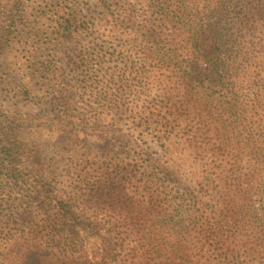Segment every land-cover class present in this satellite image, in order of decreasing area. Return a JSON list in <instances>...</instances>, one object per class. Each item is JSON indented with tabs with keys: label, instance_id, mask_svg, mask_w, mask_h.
Here are the masks:
<instances>
[{
	"label": "trees",
	"instance_id": "16d2710c",
	"mask_svg": "<svg viewBox=\"0 0 264 264\" xmlns=\"http://www.w3.org/2000/svg\"><path fill=\"white\" fill-rule=\"evenodd\" d=\"M90 6L140 59L132 72L122 69L116 93L82 85L97 89L96 66L125 59L97 32ZM55 7L44 17L38 75L9 81L14 104L31 98L38 113L9 116L0 154L62 150L38 202L16 206L19 233L0 235V245L19 237L31 264H264V0H56ZM150 82L160 89L154 97L143 85ZM109 115H122L118 121L156 150L140 147L124 167L80 152L81 137L117 134L103 122ZM102 230L90 256L85 244Z\"/></svg>",
	"mask_w": 264,
	"mask_h": 264
},
{
	"label": "rangeland",
	"instance_id": "374dc122",
	"mask_svg": "<svg viewBox=\"0 0 264 264\" xmlns=\"http://www.w3.org/2000/svg\"><path fill=\"white\" fill-rule=\"evenodd\" d=\"M55 2L56 0H0V38L3 39L0 41V135L7 131L6 128L11 121L10 115L24 116L27 112H30L31 107L34 108L33 113H38L35 105L31 102V98H27L17 105L14 104L15 88L12 86H14L15 79L28 75H38L42 58L36 51L46 42L45 36L49 24L46 23L45 25L44 17L52 16L53 18L54 14L52 13L56 9ZM88 14L94 21L97 32H100L102 39L110 45V51L125 56V59H120L119 63L107 62L96 66L93 76L102 81L97 89L91 81L86 84L82 82V85H85L88 90L94 89L96 92L116 93L120 85L119 80L124 77L121 74L122 69L128 67L132 72V67L137 68L139 65V56L135 53L131 55L126 53L128 45L121 43V34H109L106 30L107 25L102 21L94 6H90ZM262 14H264V8ZM92 41L88 37V48L93 47L97 50L98 44L95 45L97 41L95 40L93 43ZM127 79L129 80L130 89H134V82L130 74ZM9 81L13 82L12 86ZM143 81H146V79H143ZM143 85L151 97H154L160 91L157 83L150 82L148 84L143 83ZM107 87L112 89H106ZM120 95L121 92L118 96L120 97ZM127 96L125 95V97ZM132 98L131 94L127 103L131 104ZM120 103L121 101L118 102V104ZM121 116L118 115L117 118H111L110 115L108 118L104 116L103 122L107 125L106 127L117 130V134L114 137H81L85 140H78L80 152L106 156L108 160L115 158L117 163H121L124 167L125 163L137 156L140 147L143 146L142 150H147V153L156 150L153 143H150L151 148H147L143 144V141L148 139L139 133L137 127L126 124L123 120L118 121ZM18 123L20 122L18 121ZM24 136L25 134H20V137ZM101 138L111 140V144L100 148L98 140ZM61 145L70 144L63 142ZM61 150L62 148L58 146L50 145L47 150L39 153L18 154L13 158H5L4 154H0L1 237H4L2 235L12 236L13 233H19L22 228L20 213L23 210L17 211L16 206L24 201L34 202L35 204L38 202L37 193L42 190L41 180L53 176L50 165L53 163V159L60 155ZM28 156L29 158H27ZM144 158H147L146 155ZM9 162L15 164L14 167L7 166ZM60 180L63 181V177H60ZM18 235L20 236V234ZM103 235H106L104 230L97 234L94 239L87 240L84 250L90 256L99 252ZM10 242L11 246L8 249H4L0 245V258L6 261L5 264H31V251L20 245L22 240L18 237L17 241L12 240Z\"/></svg>",
	"mask_w": 264,
	"mask_h": 264
}]
</instances>
